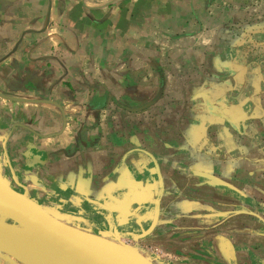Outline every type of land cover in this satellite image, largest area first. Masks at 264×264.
<instances>
[{"label": "crops", "instance_id": "1", "mask_svg": "<svg viewBox=\"0 0 264 264\" xmlns=\"http://www.w3.org/2000/svg\"><path fill=\"white\" fill-rule=\"evenodd\" d=\"M9 133L19 180L62 220H156V264H264V0H0L17 187Z\"/></svg>", "mask_w": 264, "mask_h": 264}, {"label": "water", "instance_id": "2", "mask_svg": "<svg viewBox=\"0 0 264 264\" xmlns=\"http://www.w3.org/2000/svg\"><path fill=\"white\" fill-rule=\"evenodd\" d=\"M5 135L3 145L14 186L0 171V252L24 264L26 259L6 246L42 260H58L63 264H156L124 239L139 240L147 236L156 220L139 234L95 232L81 224L69 223L44 208L33 198L19 180L7 152ZM46 257V258H43Z\"/></svg>", "mask_w": 264, "mask_h": 264}, {"label": "bare ground", "instance_id": "3", "mask_svg": "<svg viewBox=\"0 0 264 264\" xmlns=\"http://www.w3.org/2000/svg\"><path fill=\"white\" fill-rule=\"evenodd\" d=\"M7 241V247L8 249L12 250L13 252L15 251L17 254H20L21 257H23L24 259H26L30 264H63L64 262H60L58 260L54 261V260H42V259H37V256L32 257V256H23V252H20L18 250H15L14 248H10V246H12L9 242V240H6ZM43 258H46V257H43Z\"/></svg>", "mask_w": 264, "mask_h": 264}, {"label": "rangeland", "instance_id": "4", "mask_svg": "<svg viewBox=\"0 0 264 264\" xmlns=\"http://www.w3.org/2000/svg\"><path fill=\"white\" fill-rule=\"evenodd\" d=\"M125 240V239H124ZM141 240H144V242H147V236L143 237L142 239H139V240H132V239H127L126 241L129 242L131 245H133L138 251H140L141 253L145 254V247H144V244L141 243ZM161 253V252H160ZM162 254V253H161ZM146 255V254H145ZM149 256H153L152 253H149ZM152 259V257H149ZM155 259V257L153 258ZM156 260V259H155ZM158 262V261H157ZM158 264H163V263H160L158 262Z\"/></svg>", "mask_w": 264, "mask_h": 264}, {"label": "flooded vegetation", "instance_id": "5", "mask_svg": "<svg viewBox=\"0 0 264 264\" xmlns=\"http://www.w3.org/2000/svg\"><path fill=\"white\" fill-rule=\"evenodd\" d=\"M119 232L123 233L124 231L120 230ZM119 232L115 234H120ZM0 264H24V263L20 262L19 260H17L16 258L12 256H9L3 252H0Z\"/></svg>", "mask_w": 264, "mask_h": 264}]
</instances>
